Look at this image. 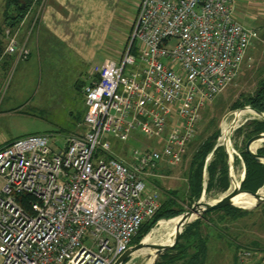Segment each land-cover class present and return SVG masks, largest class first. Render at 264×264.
<instances>
[{
	"label": "built area",
	"instance_id": "built-area-1",
	"mask_svg": "<svg viewBox=\"0 0 264 264\" xmlns=\"http://www.w3.org/2000/svg\"><path fill=\"white\" fill-rule=\"evenodd\" d=\"M5 36L0 64L29 57L11 28ZM255 36L237 0H141L120 60L105 59L84 89L82 131L64 147L46 134L0 147V264H115L161 207L151 177L183 161ZM127 142L142 145L128 158ZM256 255L241 250L239 262Z\"/></svg>",
	"mask_w": 264,
	"mask_h": 264
},
{
	"label": "rangeland",
	"instance_id": "rangeland-1",
	"mask_svg": "<svg viewBox=\"0 0 264 264\" xmlns=\"http://www.w3.org/2000/svg\"><path fill=\"white\" fill-rule=\"evenodd\" d=\"M140 2L141 0L121 1L103 53L97 57L93 66L102 65L105 57L120 60L132 36ZM246 16L250 21L246 18L240 20L253 26L256 36L240 75L201 113L196 135L190 142L180 165L165 167L160 177L150 179L148 190L158 193L161 204L175 201L178 211H188L193 207L199 208L206 203L217 201L222 194L228 191H223L221 187L225 172L229 177L230 186L234 177L245 178L246 164L243 153L248 152L254 138L264 134H251L253 127L249 125L254 121H260V118L244 119L241 122L243 124L233 135L234 152L231 164L228 150L221 143L223 121L230 112L251 107L250 105L240 108L234 106L242 105L247 97L254 94L261 77L264 76V21L251 20V15L248 13ZM65 55L62 53L58 57L51 56V63H54L57 68L50 70L46 65L49 59H46L43 60V71L35 69V65L30 64L26 65L25 71L22 72L20 67L28 63L23 61L20 67L14 70L8 88L6 89V85L9 78L4 89L2 84L0 85V100H4L1 109L4 114L0 115V146L6 141L28 135L46 134L59 139L61 146L64 147L65 137L82 131V123L86 114L84 89L97 78L96 69L98 67L92 74L91 70L80 66L78 60L74 61L70 56H68L69 62L65 60ZM34 61L37 66V61ZM68 64L71 66L69 67ZM141 140L145 138L141 136ZM207 143H213L214 147L204 159L202 191L197 195L191 181L193 182V176L198 169V165L195 164V161L199 160L197 155ZM137 146L142 145L127 142L123 155H127L128 158L131 150ZM216 151L222 154L218 156ZM211 164L215 170L214 178H211L208 171ZM235 208L240 209L235 218L225 213L213 214L208 218L210 228L202 229L209 243L208 255L204 264H234L231 258H234L239 250H250L257 253L256 258L250 260L249 264H255L258 260L264 263V204L254 209ZM195 221L179 230L184 229V232L185 228ZM159 222L158 220L156 223L149 224L138 235L132 248L140 246L150 232L157 228L161 229ZM165 239L158 241L159 244ZM169 243L166 245L170 248L161 256L166 253L173 254V250L178 245L171 247L173 245H168ZM145 260L146 257L135 254L123 264H145Z\"/></svg>",
	"mask_w": 264,
	"mask_h": 264
},
{
	"label": "crops",
	"instance_id": "crops-1",
	"mask_svg": "<svg viewBox=\"0 0 264 264\" xmlns=\"http://www.w3.org/2000/svg\"><path fill=\"white\" fill-rule=\"evenodd\" d=\"M19 1L18 4L16 0H0V47L6 44L4 34L9 24L15 17L18 18V12L27 6L26 0ZM30 1L32 5L26 15L14 27L10 26L17 35L18 42L27 47L30 55L24 60L14 56H6L3 59L0 64L2 88L4 89L9 78L6 85V89L8 88L14 70L20 67L21 62H28L20 67L22 72L25 71L26 65L30 64L35 65V69L43 71V60L49 59L46 65L50 70L57 68L51 63L50 57L53 55L58 57L62 53L66 54L65 60L69 62L68 56H70L93 74L98 67L93 65L97 57L103 53L122 0ZM247 13L251 15V20L264 21V0H237L238 19L246 18L250 21L246 16ZM105 59L107 57L103 58L102 63ZM34 60L37 61V66ZM3 104L4 100H0V115L4 114L1 112ZM11 141L13 140L4 142L0 147ZM231 259L236 264L235 259L233 257Z\"/></svg>",
	"mask_w": 264,
	"mask_h": 264
},
{
	"label": "trees",
	"instance_id": "trees-1",
	"mask_svg": "<svg viewBox=\"0 0 264 264\" xmlns=\"http://www.w3.org/2000/svg\"><path fill=\"white\" fill-rule=\"evenodd\" d=\"M13 1V0H12ZM26 8L18 12L17 17L11 23L10 26H15L18 21H20L28 12L30 9L32 3L30 0H26ZM18 9V8H17ZM8 20H11V18H8ZM4 39H6V36L4 34ZM6 48V44L3 47H0V54L4 52ZM245 105H250L253 109H255L258 112L264 113V76L261 77L258 87L254 94L250 95L246 98L244 103L242 105L234 106L235 108L244 107ZM250 127H253V131L251 134L254 135H260L261 133H264V121H254L249 125ZM213 143H207L205 144L204 148L201 150V152L197 155V161H195V164L198 165L197 172L193 176V182L191 181L195 194L199 195L202 191L201 184L203 179V166H204V159L210 153L213 149ZM218 156L221 154L217 153ZM258 154L261 157H264V145L258 150ZM217 156V157H218ZM244 162L246 164V177L244 179V182L241 187V191L243 194L240 196H248L245 195V193H257L264 185V164L258 163L255 161L248 152L243 153ZM201 159V160H200ZM199 163V164H198ZM209 174L211 175V178H214L215 176V170L212 164L209 166ZM195 180V183H194ZM221 187L223 191H226L230 188L229 183V177L226 175V172L224 173L221 181ZM249 199H244L238 202V204H245ZM175 201H168L166 203L161 204L160 209L156 213V215L153 217L152 220L146 222L138 235L151 223H156L158 220L162 219H171L173 217H176L180 214H182L185 211H178L176 208ZM240 209H237L233 206H228L220 210H215L212 212H209L206 214L202 219L196 220L194 223H192L190 226L185 228V231L181 235V239L179 244L175 247L173 250V254L166 253L163 256L160 257V260L156 264H204L205 260L207 259L208 255V238H205L202 232V229L205 227L210 228L208 218H210L213 214H221L225 213L230 217L235 218L236 214H238ZM182 231V230H180ZM179 231V232H180ZM138 235L133 239L132 246L137 239ZM177 235V234H176ZM171 240V242L168 245H171L174 243L175 237ZM147 237V236H146ZM239 252H237V255L234 256L235 262L240 264L239 262Z\"/></svg>",
	"mask_w": 264,
	"mask_h": 264
},
{
	"label": "bare ground",
	"instance_id": "bare-ground-1",
	"mask_svg": "<svg viewBox=\"0 0 264 264\" xmlns=\"http://www.w3.org/2000/svg\"><path fill=\"white\" fill-rule=\"evenodd\" d=\"M230 118H232L231 122L225 123L223 126L224 127L223 137L221 139V142L223 146L227 148L228 153L230 155L231 164H232L233 163V152H234L233 142H232V133L238 128L239 124L243 122L244 119L245 120L247 118L249 120L253 118H260L261 120L263 119L256 112L250 110L249 108L246 111H237L235 114L231 115ZM242 179L243 177H241L240 179L234 177L232 179L231 186L228 189V191L222 194L219 199L235 195L241 185ZM262 194L264 195V190L262 191ZM244 199H249V200L243 205L238 204L239 201L244 200ZM207 204H210V203H206L205 205ZM235 204L241 208L251 209L256 204V199H254L251 196H240L239 195L235 199ZM195 220H196V216H193L192 218L187 219V221L184 224H183V221L181 220H175L172 223H162L161 229L157 228L156 230L150 232L147 235V237L142 242L143 250H141L140 252L136 254H140L146 257L145 264H153L155 253H156V247L158 245H166L167 243H169L173 239V237L180 231L179 229L185 227L187 224ZM163 239L165 240L159 244L158 241H161Z\"/></svg>",
	"mask_w": 264,
	"mask_h": 264
},
{
	"label": "water",
	"instance_id": "water-1",
	"mask_svg": "<svg viewBox=\"0 0 264 264\" xmlns=\"http://www.w3.org/2000/svg\"><path fill=\"white\" fill-rule=\"evenodd\" d=\"M248 108L250 110L256 112L264 121V113L258 112L255 109H253L252 107H245L243 109L236 110L235 113L237 111H246V110H248ZM263 145H264V134L254 138V140L250 143V146H249V149H248L249 155L255 161H257L258 163H261V164H264V157H261L258 154V150L261 147H263ZM244 179L245 178L242 179L241 185H240V187H239V189H238V191H237V193L235 195L229 196V197H226V198H222V199H218L217 201H215L213 203H210V204H207V205L204 204L205 205V206L203 205L204 207L203 206H201L200 208L193 207L190 210L185 211L182 214H180V215H178L176 217H173L171 219H162L159 222L160 223V228L162 227V223H172L175 220H181V221H183V224H184L187 221V219H190L193 216H196V219H202L209 212H212V211H215V210H220V209H223V208L228 207V206L238 207L235 204V199L239 195L243 194V192L241 191V187H242V184L244 182ZM263 190H264V185L257 193H245V195L251 196L254 199H256V204L251 209L257 208V207H259V206L264 204V195L262 194ZM182 231L177 233V235L175 237V240H174V243L172 244L173 246H171V247H174V246H176L178 244V242L180 240V237H181V234H182ZM169 248L170 247L167 246V245H158L156 247V253H155L153 264H156L158 259H159V257L164 253V251H166ZM141 250H143L142 244L140 246L131 248L115 264H123L129 257H131L132 255H135L136 253L140 252Z\"/></svg>",
	"mask_w": 264,
	"mask_h": 264
},
{
	"label": "flooded vegetation",
	"instance_id": "flooded-vegetation-1",
	"mask_svg": "<svg viewBox=\"0 0 264 264\" xmlns=\"http://www.w3.org/2000/svg\"><path fill=\"white\" fill-rule=\"evenodd\" d=\"M16 2L19 4L20 1L19 0H16Z\"/></svg>",
	"mask_w": 264,
	"mask_h": 264
}]
</instances>
